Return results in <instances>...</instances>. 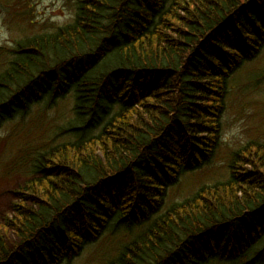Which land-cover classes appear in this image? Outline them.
<instances>
[{"label": "trees", "instance_id": "1", "mask_svg": "<svg viewBox=\"0 0 264 264\" xmlns=\"http://www.w3.org/2000/svg\"><path fill=\"white\" fill-rule=\"evenodd\" d=\"M263 51L264 0H76L70 23L1 46L0 132L72 107L48 132L69 138L21 147L28 180L0 264H72L102 243L101 264H264L263 145L166 203L211 163L230 81Z\"/></svg>", "mask_w": 264, "mask_h": 264}, {"label": "rangeland", "instance_id": "2", "mask_svg": "<svg viewBox=\"0 0 264 264\" xmlns=\"http://www.w3.org/2000/svg\"><path fill=\"white\" fill-rule=\"evenodd\" d=\"M75 4L76 0H0V47L13 46L21 39L53 32L57 27L70 23L75 14ZM226 103L222 143L212 163L185 174L180 183L169 191L167 206L183 201L203 186L227 181L232 173L230 164L249 142L264 146V51L231 79ZM71 107L69 101H64L58 108L48 111L47 117L36 110L27 121L21 137H8V129L0 132V234L8 244L16 241L9 220L12 221L14 217L15 204L20 202L18 193L28 180L24 176L26 166L21 167L27 163L16 161L21 147L26 149L36 138L33 144L47 138H55L53 144H56L69 138L71 134L56 137L48 132L53 130L52 123L57 122L59 126L67 122ZM113 247L112 243L92 246L72 264H101L100 257L113 254Z\"/></svg>", "mask_w": 264, "mask_h": 264}, {"label": "bare ground", "instance_id": "3", "mask_svg": "<svg viewBox=\"0 0 264 264\" xmlns=\"http://www.w3.org/2000/svg\"><path fill=\"white\" fill-rule=\"evenodd\" d=\"M212 161H213V159H212ZM212 161H211V163H212ZM211 163H210V164H211ZM210 164H207L206 166H208V165H210ZM204 167H205V166H204ZM193 172H194V171H193ZM170 190H171V189H170ZM170 190H169V191H170ZM198 190H199V189H198ZM198 190H197V191H198ZM197 191H196V192H197ZM196 192H195V193H196ZM192 195H193V194H192ZM192 195H191V196H192ZM191 196H190V197H191ZM190 197H188V198H190ZM188 198H186V199H188ZM186 199H184V200H186ZM184 200H183V201H184ZM183 201H181V202H183ZM181 202H175V203H181ZM116 240H118V239H116Z\"/></svg>", "mask_w": 264, "mask_h": 264}]
</instances>
